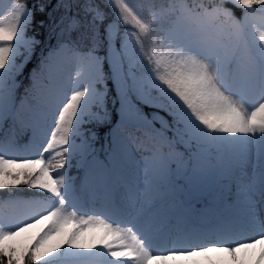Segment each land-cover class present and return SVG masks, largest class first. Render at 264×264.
Here are the masks:
<instances>
[{
  "label": "snow or ice",
  "instance_id": "obj_1",
  "mask_svg": "<svg viewBox=\"0 0 264 264\" xmlns=\"http://www.w3.org/2000/svg\"><path fill=\"white\" fill-rule=\"evenodd\" d=\"M46 8L25 2L0 11V134L22 123L31 131L27 149L39 153L10 158L16 141L0 135V205L32 212L12 227L0 220V264H56L65 254L102 255L107 264H264V0H168L148 9L135 0H57L62 14L47 17L56 44L18 96L41 43L26 33ZM63 53L80 68L73 85L86 79L78 90L61 83ZM109 103L125 124L149 131L141 140L114 129L105 166L93 129L109 123ZM76 165L86 173L79 185L68 174ZM21 186L34 190L29 198L18 195ZM205 190L215 193L207 225L192 209ZM86 200H103L123 222L80 214ZM238 229L259 235L232 241ZM207 236L214 239L191 242Z\"/></svg>",
  "mask_w": 264,
  "mask_h": 264
},
{
  "label": "rangeland",
  "instance_id": "obj_2",
  "mask_svg": "<svg viewBox=\"0 0 264 264\" xmlns=\"http://www.w3.org/2000/svg\"><path fill=\"white\" fill-rule=\"evenodd\" d=\"M15 3V4H22L24 2H19L16 0H0V11H2L5 15H7L8 9L11 7V5ZM34 25L32 24L27 33H26V38L27 37H32L35 36V30L36 28L33 27ZM36 37V36H35ZM61 60L64 64V70L63 73L61 75V83L66 85V90L67 91H71L73 90V88L75 87L77 90L79 89V87L81 85H83L86 82V79L84 77H81L79 80L76 81V84L73 85L72 81L73 79H75V73L76 71L80 70L79 66L76 64V62H74L71 59V54L70 53H63L61 55ZM19 62V61H18ZM252 102L256 103L257 98L254 96L252 97ZM21 119L23 120L24 117L22 116ZM8 127L5 126L3 133H6V137L4 138H8V137H12V136H17L20 140L24 139V136L26 134V131L30 132L29 138L28 140L22 142V143H18L16 142V148L17 151L10 153L9 156L10 158H16V157H23V158H36V156H38V151L36 150V148H32L31 150L27 149V145L29 144L30 141V137H31V131L30 129L26 128L24 124L19 123L13 127V129L8 130ZM50 131L49 129L45 128V132ZM1 135V134H0ZM97 137V135H96ZM129 138H132L130 136H128ZM50 137L47 136H43L41 138V142H39L37 144V148L42 149L44 146H46L45 141L47 139H49ZM79 142V141H78ZM97 143V139H95L94 141V148L95 145ZM146 143V146L151 147L152 144L150 143ZM161 151L167 152L168 150H166L164 147L161 146V144L157 145ZM130 151L132 152V156L135 160H139L141 158V156L144 154L141 151L136 149V146L133 144L130 146ZM46 158H52L53 159V163L56 162V159L54 158V153L50 156L49 154H45ZM75 163V162H74ZM84 170V168L79 167V165H76L74 167H71L69 169V175L70 176H74L76 177V183L78 184V179L81 176L82 171ZM85 171V170H84ZM86 174L82 177L81 181H83L85 179ZM141 176V172L139 170H135L133 173V178L135 177H139ZM128 176L127 174L122 175L120 177L117 178V182L121 185L118 195H123L124 194V183L127 181ZM34 190H30L27 189L25 186H21L20 189L18 190V193L20 192H32ZM3 194V193H0ZM97 203V206H95ZM45 206L48 204L47 202H44ZM77 207H79L81 209V213L80 214H92V215H103L105 218L111 217V219L113 221H117V222H123L124 217L114 214V213H110L104 210V201L103 200H97L95 202L90 201V200H86L81 204H78ZM68 210H71V206H68ZM32 215V212L30 210H28L27 208H22L21 211H19L18 213H16V215L14 216L13 220L11 222L7 221L4 222L8 227H12L15 225V223L19 220H24L27 219L28 217H30ZM201 224L207 225L210 223L209 219L207 217H204V214L201 216ZM33 233H35L37 230H32ZM236 233V234H234ZM233 240L232 241H243L245 239H249V238H255L256 236L259 235V233L257 231H253L250 229H238L236 231L233 232ZM214 239V237L212 236H207L205 237V242H195L194 240L191 241L192 243H202V244H206L208 241ZM169 243V242H168ZM154 254H163L161 252H154ZM58 264H107V261L105 259L104 256L102 255H96L94 257H92L91 259L85 260V259H81L78 256H73L70 254H66L63 259L58 263Z\"/></svg>",
  "mask_w": 264,
  "mask_h": 264
},
{
  "label": "trees",
  "instance_id": "obj_3",
  "mask_svg": "<svg viewBox=\"0 0 264 264\" xmlns=\"http://www.w3.org/2000/svg\"><path fill=\"white\" fill-rule=\"evenodd\" d=\"M20 2H27L31 7L35 8L37 5L43 3L47 5V8L44 13L36 12L35 19L33 20L32 24L33 27L36 28L35 30V36L37 39L41 41V43L36 47L35 54L31 61L26 65V67L23 69V74L19 77V80L22 81V87L20 91L18 92V96L23 94V87L29 85V76L32 74L35 70H38L39 62L48 54V49L50 47L55 46L56 39L53 36L51 41L47 38L49 36V23H48V13H52L55 17H59L62 14V10L56 11L54 6L56 5L57 0H16ZM135 2L141 6L144 9H148L149 7L154 8H160L162 6H167L168 0H135ZM189 4L192 3V0H188ZM205 4L214 3L215 0H202ZM227 8L232 9L237 18H242L243 16V9H241L239 6H234L232 3H227L225 5ZM259 19H260V13L257 11L256 13V20L254 21L259 25ZM44 20L45 23L43 26H41L40 21ZM31 24V25H32ZM111 87V85H109ZM118 107V106H117ZM144 113L148 115V118L151 119V109L144 108ZM109 112H110V119L109 123L107 125H102L99 127L94 128L93 130L96 132V135L98 139L100 138L99 142V153L95 154L96 160H102L106 156H108L109 151V139L112 134V131L116 128H119L123 133L129 132V133H139V134H146L145 129H141L138 127H134L129 124H125V122L116 115L115 110L113 109L111 103H109ZM158 129H160L159 123H154ZM170 135V134H168ZM212 163V162H210ZM181 177H177V180H181ZM180 186H184L186 189L187 181L184 180L183 183H181ZM203 192V191H202ZM202 192L198 193L196 197L200 196ZM213 191L205 190L203 194H210ZM21 198L27 199L31 195L29 194H19ZM214 199V198H213ZM51 202V201H50ZM17 207H8L4 205H0V220L6 221L8 219V213L11 211V209H16ZM60 259V258H59ZM57 260V262L59 261Z\"/></svg>",
  "mask_w": 264,
  "mask_h": 264
}]
</instances>
